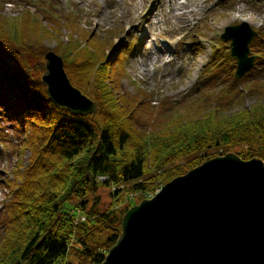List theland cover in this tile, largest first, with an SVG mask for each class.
I'll use <instances>...</instances> for the list:
<instances>
[{
	"label": "trees",
	"instance_id": "obj_1",
	"mask_svg": "<svg viewBox=\"0 0 264 264\" xmlns=\"http://www.w3.org/2000/svg\"><path fill=\"white\" fill-rule=\"evenodd\" d=\"M18 24L20 36L0 24V117L24 135L20 152L30 156L26 166L17 168L15 181L8 182L0 264H102L133 205L100 211L101 185H123L127 195L155 192L216 156L235 153L264 161V77L249 82L251 73L241 80L233 73L228 89L215 93L205 90L212 87L209 82L201 83L198 98L172 106L165 116L163 111L175 104L169 102L158 111L162 117L155 126H143L138 122L143 110L157 114L119 89L120 78L110 73L118 53L105 62L104 50L77 49L74 31L61 53L65 70L98 105L95 115L76 116L51 103L41 77L35 76L38 68L29 61L30 53L46 51L43 42L58 32L28 16ZM73 25L68 21L66 30ZM258 33L250 46L256 57L253 70L264 62V51L256 48L264 44V30ZM88 37L97 41L92 33ZM228 62L236 64L231 55ZM247 100L255 102L247 107ZM101 176L108 178L103 184L98 183ZM192 264H264V248Z\"/></svg>",
	"mask_w": 264,
	"mask_h": 264
},
{
	"label": "rangeland",
	"instance_id": "obj_2",
	"mask_svg": "<svg viewBox=\"0 0 264 264\" xmlns=\"http://www.w3.org/2000/svg\"><path fill=\"white\" fill-rule=\"evenodd\" d=\"M128 1L0 0V24L6 23V27L8 24L10 28L7 32L20 36L22 26L18 23L28 16L58 32L55 39L49 38L43 42L42 47L46 51L42 50L41 53L36 50L30 53L29 61L34 69L38 68L36 77H42L46 72L45 66V72L39 69L43 64L46 65L45 54L53 51L62 57V50L71 44L68 36L74 31L78 34V41L73 45H79L77 49L80 47L85 52L88 47V51L92 47L100 52L104 50L102 59L105 62L112 60L118 53L117 62L112 64L110 73L120 78L117 81L119 89L133 97L136 103L145 105L147 112L157 114L150 115L143 110L144 115L138 120L143 126L153 123L155 126L162 117L158 111L162 107L163 110L167 108L169 102L175 104L169 105L163 111L165 114L174 105L198 98L197 95L201 92L196 87L201 83L209 82L212 87L205 90H213L214 93L215 89L221 91L231 84L229 76L233 73L235 76L236 64L228 62L230 42L221 40L226 28L248 24L256 32L264 30V0H178L179 5L186 1L189 3L187 11L191 15L188 18L181 15L184 11L172 14L170 6L171 3L175 4L174 0H160L163 9H158L149 23L140 18L131 21L127 19L128 15L133 14L132 9L118 8ZM146 9L139 14L147 15ZM68 21L76 23L72 31L66 30ZM159 21L160 24H157ZM58 27L60 28L57 29ZM91 33L97 37V41L92 42L88 37ZM258 38L259 33L253 42ZM256 48L263 52L264 44L258 43ZM69 50L75 52L74 49ZM259 64L250 72L252 78L248 77L247 81L264 77V62ZM254 102L247 100L245 105L250 107ZM167 115L168 113L165 116ZM23 137L17 128L0 117V239L3 235V203L11 196L8 182L15 181L17 168L26 166L30 156L29 151L24 154L20 152ZM98 183L104 182L98 180ZM123 190V185H101L98 189L99 210L105 212L111 207L124 209L130 203L135 206L148 199L149 194L156 192H132L127 195ZM118 192L120 197L116 199L114 194ZM82 218L86 219L84 215H80L78 220Z\"/></svg>",
	"mask_w": 264,
	"mask_h": 264
},
{
	"label": "water",
	"instance_id": "obj_3",
	"mask_svg": "<svg viewBox=\"0 0 264 264\" xmlns=\"http://www.w3.org/2000/svg\"><path fill=\"white\" fill-rule=\"evenodd\" d=\"M258 33L248 24L226 28L241 80L255 66L250 46ZM41 81L51 103L76 116L98 105L76 88L62 57L45 54ZM264 248V161L235 153L216 156L179 176L124 216L117 243L102 264H192Z\"/></svg>",
	"mask_w": 264,
	"mask_h": 264
},
{
	"label": "bare ground",
	"instance_id": "obj_4",
	"mask_svg": "<svg viewBox=\"0 0 264 264\" xmlns=\"http://www.w3.org/2000/svg\"><path fill=\"white\" fill-rule=\"evenodd\" d=\"M129 0L126 5L118 8V9H132L133 14L132 15H128L127 19L128 20H135V19H142L143 22L145 23H149L151 21V19L153 18V16L155 15V12L158 11V9H163L162 7V3L160 0ZM157 2L156 4L153 2ZM178 0H174L175 4L171 3V12L174 15L175 13L179 12V11H184L182 12V16H184L185 18H188L189 15H191L190 11H187L189 8V3L186 2H182L181 5L177 4ZM173 2V3H174ZM194 6V3L193 5ZM147 8L146 10H148L147 15L144 14H139V12L143 9ZM114 15V14H112ZM183 19V18H182ZM248 21V20H245ZM160 24V21L157 23ZM147 37L150 38V35L147 33Z\"/></svg>",
	"mask_w": 264,
	"mask_h": 264
},
{
	"label": "built area",
	"instance_id": "obj_5",
	"mask_svg": "<svg viewBox=\"0 0 264 264\" xmlns=\"http://www.w3.org/2000/svg\"><path fill=\"white\" fill-rule=\"evenodd\" d=\"M106 180H108V178L105 177V176H101V177H99V181H100V182H105ZM160 190H161V189H160ZM160 190H157V191L155 192V194H149V195L147 196V198H148V199L153 198L157 193L160 192ZM81 221H85V219L82 218Z\"/></svg>",
	"mask_w": 264,
	"mask_h": 264
}]
</instances>
